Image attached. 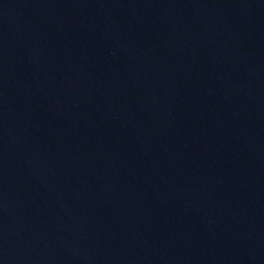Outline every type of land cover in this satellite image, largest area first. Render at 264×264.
I'll use <instances>...</instances> for the list:
<instances>
[{"label": "water", "instance_id": "obj_1", "mask_svg": "<svg viewBox=\"0 0 264 264\" xmlns=\"http://www.w3.org/2000/svg\"><path fill=\"white\" fill-rule=\"evenodd\" d=\"M0 264H264V0H0Z\"/></svg>", "mask_w": 264, "mask_h": 264}]
</instances>
